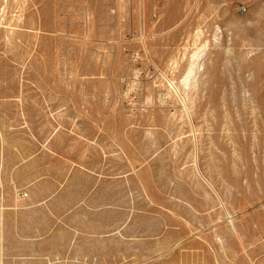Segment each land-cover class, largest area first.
<instances>
[{"label":"rangeland","instance_id":"374dc122","mask_svg":"<svg viewBox=\"0 0 264 264\" xmlns=\"http://www.w3.org/2000/svg\"><path fill=\"white\" fill-rule=\"evenodd\" d=\"M0 264H264V0H0Z\"/></svg>","mask_w":264,"mask_h":264},{"label":"bare ground","instance_id":"6f19581e","mask_svg":"<svg viewBox=\"0 0 264 264\" xmlns=\"http://www.w3.org/2000/svg\"><path fill=\"white\" fill-rule=\"evenodd\" d=\"M199 56H200V54L199 53H196V54H194V60H198V58H199ZM197 62V61H196ZM191 64H192V62H191ZM193 64H195V61L193 62ZM195 66V65H194ZM192 67V66H191ZM193 72H194V69H191V71H190V75L191 74H193ZM189 74V73H188ZM189 75V76H190ZM186 77H188L187 75H186ZM185 77V78H186ZM189 80H190V77H189ZM188 80V81H189ZM170 83H171V81H170ZM183 85H184V81H183ZM188 85V84H187ZM172 86H173V84H172ZM174 86H176V84L174 85ZM173 88V87H172ZM176 89V88H175ZM174 91V90H173ZM176 91H177V89H176Z\"/></svg>","mask_w":264,"mask_h":264},{"label":"built area","instance_id":"2783aa9c","mask_svg":"<svg viewBox=\"0 0 264 264\" xmlns=\"http://www.w3.org/2000/svg\"><path fill=\"white\" fill-rule=\"evenodd\" d=\"M242 10H245V8H243Z\"/></svg>","mask_w":264,"mask_h":264}]
</instances>
